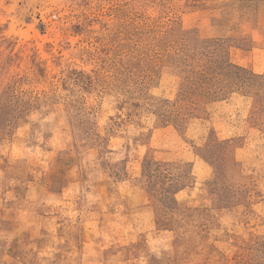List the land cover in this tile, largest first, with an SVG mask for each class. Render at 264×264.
<instances>
[{
  "label": "rangeland",
  "instance_id": "rangeland-1",
  "mask_svg": "<svg viewBox=\"0 0 264 264\" xmlns=\"http://www.w3.org/2000/svg\"><path fill=\"white\" fill-rule=\"evenodd\" d=\"M261 76L264 0H0V264H264Z\"/></svg>",
  "mask_w": 264,
  "mask_h": 264
},
{
  "label": "trees",
  "instance_id": "trees-1",
  "mask_svg": "<svg viewBox=\"0 0 264 264\" xmlns=\"http://www.w3.org/2000/svg\"><path fill=\"white\" fill-rule=\"evenodd\" d=\"M225 56H226V51H225ZM186 66H188V67H191V65H189V64H186ZM185 68H187V67H185ZM218 68L221 70V71H223V72H231L230 70H236L237 72H244L246 69H244L243 67H241V66H238V65H235V64H233V63H231L230 61H229V59L226 57V59H223V60H219L218 61ZM200 74V73H199ZM249 74V77L248 78H256V77H258V75H256V74H254V73H252V72H250V73H248ZM208 78H210V77H208V73H204V74H201L200 75V77H199V79H201V80H206V79H208ZM259 78H264L263 76H261V77H259ZM241 80H243L244 81V78L243 79H241ZM203 83V82H202ZM199 88H201V85H199ZM200 92H201V90H200ZM149 161L150 160H147L146 161V163H149ZM145 163V164H146ZM147 176L148 175H150V177H152V175H151V173L150 172H148L147 174H146ZM153 190V189H152Z\"/></svg>",
  "mask_w": 264,
  "mask_h": 264
},
{
  "label": "crops",
  "instance_id": "crops-1",
  "mask_svg": "<svg viewBox=\"0 0 264 264\" xmlns=\"http://www.w3.org/2000/svg\"><path fill=\"white\" fill-rule=\"evenodd\" d=\"M229 53V56H230V51L228 52ZM229 59H230V61L233 63V64H236V65H239V66H242V67H245V68H248V67H246V66H243V64L242 63H239L240 61H238V60H233V57H229Z\"/></svg>",
  "mask_w": 264,
  "mask_h": 264
}]
</instances>
